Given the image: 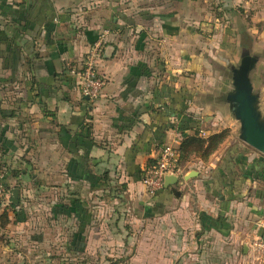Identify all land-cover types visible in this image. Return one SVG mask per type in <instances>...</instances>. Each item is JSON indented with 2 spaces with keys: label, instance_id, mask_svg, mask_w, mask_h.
I'll list each match as a JSON object with an SVG mask.
<instances>
[{
  "label": "crops",
  "instance_id": "crops-1",
  "mask_svg": "<svg viewBox=\"0 0 264 264\" xmlns=\"http://www.w3.org/2000/svg\"><path fill=\"white\" fill-rule=\"evenodd\" d=\"M189 2L0 0V174H5L11 194L31 173L38 185L43 183L41 174L49 179L61 175L71 198L82 202L88 189H104L100 176H121L143 218L159 212V218L174 217L187 227L183 236H189L193 226L196 240L214 242L220 252L233 254L241 246L251 253L244 240L257 232V218L247 217L249 227L238 209L244 201H229L245 178L239 166L230 170L235 165L227 141L207 160L196 157L184 165L179 180L169 179L154 197L142 182L143 170L160 149L180 144L184 137L176 129H162L154 109L183 110L186 105L185 111L201 120L199 132L211 133L199 116L205 109L197 95L207 60L183 51L181 23ZM97 42L102 43L100 69L106 85L93 99L81 94L72 69ZM184 88L194 93L190 101L182 99ZM88 137L93 144L87 154L81 144ZM192 171L195 175L186 179ZM221 213L230 222L228 233L227 227L221 232L213 226V218ZM15 215L13 210L9 218ZM196 240L184 245L194 248Z\"/></svg>",
  "mask_w": 264,
  "mask_h": 264
},
{
  "label": "rangeland",
  "instance_id": "rangeland-1",
  "mask_svg": "<svg viewBox=\"0 0 264 264\" xmlns=\"http://www.w3.org/2000/svg\"><path fill=\"white\" fill-rule=\"evenodd\" d=\"M189 1L181 23L183 51L207 60L197 95L199 103L207 106H202L205 110L199 116L211 133L199 135L206 139L222 133L221 143L227 141V152L236 147L245 155L242 164L254 167L252 176L243 179L241 191L233 193L239 195V204L244 201L238 209L251 227L250 214L257 221L264 219V154L240 137L241 122L231 112L226 95L233 89V68L244 57L258 59L250 77L264 114V0ZM211 115L213 120H205ZM191 148L198 147L193 144ZM201 155V151L190 154L182 165L192 164ZM236 166L239 164L231 169ZM238 168L235 172L242 174L243 169ZM40 176L43 183L39 185L37 179L32 181L31 173L15 186L18 204L13 203L11 194L0 207V264H264V259L244 253L241 246L233 254H225L213 247L214 242L196 240L198 230L193 226L188 229L189 236H183L187 227L183 229L174 217L159 218V212L153 211L143 218L121 176L111 175L104 189H88L86 199L79 203L73 202L64 176ZM11 203L18 206L11 207ZM13 210L16 215L11 220ZM250 237H245L247 245ZM193 239L198 241L194 248L184 245ZM207 244L212 245L206 248Z\"/></svg>",
  "mask_w": 264,
  "mask_h": 264
},
{
  "label": "built area",
  "instance_id": "built-area-1",
  "mask_svg": "<svg viewBox=\"0 0 264 264\" xmlns=\"http://www.w3.org/2000/svg\"><path fill=\"white\" fill-rule=\"evenodd\" d=\"M102 58V43L97 42L88 51L82 64L72 69L76 77L75 84L82 95L93 99L102 95L106 85V79L100 69ZM178 146L179 144L175 143L165 144L154 163L143 170L142 182L150 197H154L163 188L167 174L183 175L184 167L180 161ZM5 177V174H0V207L11 198V189L6 184ZM256 225L258 230L249 241V247L252 255H258L259 258L264 259V219L260 218Z\"/></svg>",
  "mask_w": 264,
  "mask_h": 264
},
{
  "label": "trees",
  "instance_id": "trees-1",
  "mask_svg": "<svg viewBox=\"0 0 264 264\" xmlns=\"http://www.w3.org/2000/svg\"><path fill=\"white\" fill-rule=\"evenodd\" d=\"M182 99L184 101H190L193 96L194 93L193 91L189 90V89H182L180 91ZM187 104V103H186ZM186 105L183 108V110L181 109H177L176 110H172V109H168V108H163L162 111H158L156 109L153 110L154 116L156 117H161L162 120L160 122L162 129L167 130L170 128L176 129L180 132L183 133L184 137L182 138L179 146H178V151L180 153V161L181 163H183L185 160H187V158L190 156V154L195 153L198 154L199 151L202 152V155L200 156L201 159L203 160H207L209 158V156L214 152V150L218 147V145L221 143L222 141V133H213L211 134L208 138H202L199 135V128L201 126V120L200 118L194 117L193 115L187 113L185 111ZM174 117V119H173ZM188 130H196L195 134L192 135H187V131ZM93 144V141L88 137L85 141V143H83L82 141V147L85 149V152L87 150V154L88 151L90 150L91 146ZM193 144H196V146L198 148H191V146ZM78 147L80 144L77 143L76 144ZM238 151V149L236 147H233V151ZM233 151L230 152V150L228 152H230V161L235 165V164H239L240 168L243 169V173L242 176L244 178H248L251 177L252 174L250 173V171L254 168V167H246L244 166L242 163L245 159V155L243 152L237 154V153H233ZM238 155V156H236ZM230 165V164H229ZM242 165V166H241ZM264 165V163H263ZM232 166V165H231ZM246 167V170H245ZM231 170V168H230ZM100 180L102 181V186L104 188H106L108 186V175L105 176H100ZM85 194L83 192H78V190H74L73 194ZM239 195L237 196H233V194L231 193L229 195V201L230 200H234V199H238ZM73 202H81L80 198H76L73 199ZM11 207H15L16 205H14L13 203H11ZM6 215V214H5ZM202 216H206L209 218H213L209 215L206 214H202ZM213 226H215L218 230H220L221 232H224V229L227 227V233L229 232V228H230V223L228 222L226 216L224 214H219V216L214 219L213 218Z\"/></svg>",
  "mask_w": 264,
  "mask_h": 264
},
{
  "label": "water",
  "instance_id": "water-1",
  "mask_svg": "<svg viewBox=\"0 0 264 264\" xmlns=\"http://www.w3.org/2000/svg\"><path fill=\"white\" fill-rule=\"evenodd\" d=\"M258 59L244 57L238 67L233 68V89L226 95L229 108L237 120L241 122L240 137L249 145L264 154V114L259 108V95L254 91L250 77L252 69ZM192 171L187 176L189 179L195 175ZM180 176L167 174L165 184L169 179L178 181ZM14 204L19 202V189H12Z\"/></svg>",
  "mask_w": 264,
  "mask_h": 264
}]
</instances>
